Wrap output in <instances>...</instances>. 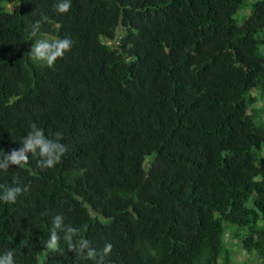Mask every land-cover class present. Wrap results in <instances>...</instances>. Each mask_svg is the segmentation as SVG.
<instances>
[{
	"label": "trees",
	"instance_id": "obj_1",
	"mask_svg": "<svg viewBox=\"0 0 264 264\" xmlns=\"http://www.w3.org/2000/svg\"><path fill=\"white\" fill-rule=\"evenodd\" d=\"M56 2L0 0V149L32 124L67 147L51 169L29 152L0 172L21 189L0 203V251L13 264H229L231 226L264 262V0ZM35 21L73 41L52 67L29 57Z\"/></svg>",
	"mask_w": 264,
	"mask_h": 264
},
{
	"label": "clouds",
	"instance_id": "obj_2",
	"mask_svg": "<svg viewBox=\"0 0 264 264\" xmlns=\"http://www.w3.org/2000/svg\"><path fill=\"white\" fill-rule=\"evenodd\" d=\"M72 0H57L55 10L58 13H67L71 8ZM46 18V17H45ZM40 22L35 21L30 26L29 35L33 38L29 54L30 59L52 67L56 60L68 52L73 44L70 37L64 36L57 38L47 34L41 36ZM62 134L55 133L54 138H49L44 129L32 124L27 135L21 140L23 146L19 149H13L11 152H5L0 149V172L6 171L9 164L20 166L26 164L29 160L27 153L31 152L33 156H38V165L41 169H51L55 167L62 159L67 151L65 144L61 142ZM21 192L19 187H7L0 185V203L13 204L17 195ZM55 228L60 227L61 217L55 216L53 221ZM70 232L76 231L69 229ZM58 237L55 231H52L47 241V248L55 250L57 248ZM69 247H72L70 244ZM112 245L106 244L103 251L107 254L111 250ZM88 256L92 257L93 252L90 250ZM0 264H13V251H0Z\"/></svg>",
	"mask_w": 264,
	"mask_h": 264
},
{
	"label": "rangeland",
	"instance_id": "obj_3",
	"mask_svg": "<svg viewBox=\"0 0 264 264\" xmlns=\"http://www.w3.org/2000/svg\"><path fill=\"white\" fill-rule=\"evenodd\" d=\"M249 6L250 3H245L236 15V19L240 24H242L250 15ZM119 35H122V33L119 32ZM259 47V53L264 55V45H260ZM263 104L264 103L262 101L259 106H263ZM259 224L264 226V221H261ZM224 240L229 253V264H264V262H262L258 257L248 255L239 248L237 243V232L234 227L229 226V228H227ZM38 258L40 263V254Z\"/></svg>",
	"mask_w": 264,
	"mask_h": 264
}]
</instances>
